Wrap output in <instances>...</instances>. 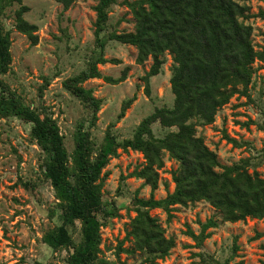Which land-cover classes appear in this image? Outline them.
I'll use <instances>...</instances> for the list:
<instances>
[{
  "label": "rangeland",
  "instance_id": "obj_1",
  "mask_svg": "<svg viewBox=\"0 0 264 264\" xmlns=\"http://www.w3.org/2000/svg\"><path fill=\"white\" fill-rule=\"evenodd\" d=\"M131 1V0H129ZM248 7L253 15L245 21L252 25V43L256 50L264 49V20L254 16L264 3L260 0H236ZM97 0H73L70 7L56 0H23L29 7L24 18L37 25L38 42L30 44L29 38L14 27V11L19 6H8L1 16L3 31L11 39L12 62L7 73L0 78L7 83L20 101L34 109L40 117L55 119L64 137L67 151L74 147L73 132L79 127L89 129L96 149L103 143L105 130L111 123V133L116 141L132 137L139 122L155 107H172L174 95L170 86L172 58L163 55L164 63L158 74L149 79L150 94L144 92L142 76L152 59L143 64L135 62L136 48L109 38L111 32L134 30V19L124 0H116L109 8V19L100 37L104 41L101 56L115 58L119 63H98L102 75L120 76L128 66L124 80L112 84L102 78H90L81 83L101 100L95 126H90L91 109L66 90L62 83L71 76L85 71L97 59L100 48L95 44L94 25ZM100 57V56H99ZM256 72L248 85L250 97L236 94L220 107L210 124L196 123V134L202 136L209 149L217 154L220 167L248 158V171L256 170L264 178V61H256ZM1 92V90H0ZM135 97L120 119L122 101ZM249 121L248 126L240 123ZM31 124L17 116L0 117V264H67L68 249H54L43 241V235L60 221V209L54 190L43 175L44 152L30 134ZM156 137H162L175 127H163L158 121L151 124ZM234 138L233 145L223 137ZM118 155L110 157L103 172L107 174L102 184L103 209L107 213L100 219L101 242L94 264H143V254L130 255L117 252L118 243L129 248L125 240L130 220L136 215L135 196L148 198L150 186L143 180L130 176L140 168L144 159L139 151L117 148ZM178 166L175 159L164 153V166L159 172L154 198L163 199L174 189L170 171ZM167 184V189L165 188ZM167 221L163 208H152L149 214L158 219L166 237H173L174 246L158 264H264V218L225 221L219 210L205 200L187 206L175 205ZM214 220L215 226L206 229L207 236L200 244L186 233L187 229L199 235L201 224ZM75 243L81 239L80 222L68 226ZM237 245L234 251L233 246Z\"/></svg>",
  "mask_w": 264,
  "mask_h": 264
},
{
  "label": "trees",
  "instance_id": "obj_2",
  "mask_svg": "<svg viewBox=\"0 0 264 264\" xmlns=\"http://www.w3.org/2000/svg\"><path fill=\"white\" fill-rule=\"evenodd\" d=\"M63 9L73 0H56ZM264 3V0H260ZM23 0H0V75L9 71L12 62L11 39L3 31L1 16L8 6L18 4L14 11V27L25 34L30 44L38 42L37 25L24 18L29 10ZM116 0H97L95 11L94 40L100 54L90 66L80 73L66 78L62 85L91 109L90 126L96 125L101 100L92 90L81 83L90 78H102L116 84L125 79L126 66L120 76L102 75L98 63H119L115 58L101 56L104 41L100 34L109 19V8ZM134 19V30L111 32L109 38L136 48L135 62L143 64L148 57L152 63L142 76L144 92L150 94L149 79L159 73L164 63L163 55L172 58L170 86L174 95L172 107H155L136 126L130 138L116 141L109 124L103 143L98 149L89 129L77 127L73 132L74 147L69 153L59 126L51 116L40 115L30 106L24 105L17 94L0 78V117L17 116L31 124L30 134L45 154L43 175L54 190L60 209L61 223L43 235V241L54 249L67 248V264H94L101 242L100 217L107 214L103 209L102 184L107 174L103 169L110 157L118 155L117 148L139 151L144 159L140 168L130 176L140 178L150 186L148 198L133 199L136 215L130 220L125 240L132 246L123 248L121 240L117 252L134 255L143 254V264H158L174 246L173 237H166L158 219L149 214L152 208H163L167 221L171 219L175 205L187 206L205 200L219 210L222 220H245L246 217L264 218V178L256 170L248 171L249 159H240L231 165L222 166L221 171L215 151L208 148L202 136L196 134V123L210 124L217 110L229 102L233 95L250 97L248 85L256 72V61H264V49L256 50L252 43V25L245 20L253 16L248 7L236 0H124ZM254 16L264 20V8ZM135 97L122 101L117 118L124 116L125 109ZM158 121L163 127H175L162 137H156L151 124ZM248 126L249 121L240 123ZM264 130V126H260ZM233 145L237 141L223 133ZM175 159L178 166L170 171L174 189L163 199L154 198L158 186L159 170L164 166V153ZM167 189V184L165 183ZM80 222L81 239L72 238L68 226ZM215 226L214 220L201 224L199 235L187 229L197 244L207 236L206 229ZM237 245L233 246V250ZM106 264L105 261H103ZM39 264V263H36ZM120 264H127L120 261ZM223 264V263H222ZM239 264V263H237Z\"/></svg>",
  "mask_w": 264,
  "mask_h": 264
}]
</instances>
